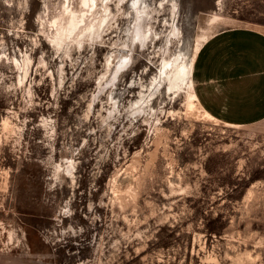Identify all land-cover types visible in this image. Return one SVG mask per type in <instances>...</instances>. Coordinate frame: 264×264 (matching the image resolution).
Segmentation results:
<instances>
[{"label":"rangeland","instance_id":"1","mask_svg":"<svg viewBox=\"0 0 264 264\" xmlns=\"http://www.w3.org/2000/svg\"><path fill=\"white\" fill-rule=\"evenodd\" d=\"M131 4L54 43L80 0H0V264H264V118L188 108L176 73L264 0Z\"/></svg>","mask_w":264,"mask_h":264},{"label":"crops","instance_id":"2","mask_svg":"<svg viewBox=\"0 0 264 264\" xmlns=\"http://www.w3.org/2000/svg\"><path fill=\"white\" fill-rule=\"evenodd\" d=\"M198 103L232 125L264 118V30L250 25L216 29L199 46L191 71Z\"/></svg>","mask_w":264,"mask_h":264},{"label":"bare ground","instance_id":"3","mask_svg":"<svg viewBox=\"0 0 264 264\" xmlns=\"http://www.w3.org/2000/svg\"><path fill=\"white\" fill-rule=\"evenodd\" d=\"M81 1V9L77 10L73 6L67 5L65 7V10L67 11V18L65 22H58L57 25V34L51 39L52 42L57 43L59 40V37L61 34H64L66 32L72 33V32H81L84 29L88 28L90 25H93V19L95 18V14L98 11V5L99 3H102V0H80ZM133 1V2H132ZM129 5H132L131 3H134V0H127ZM105 7H108L106 4ZM138 8H140V4L138 5ZM89 12V13H88ZM216 16V15H215ZM215 31H211L210 33L203 36L202 41H197L193 53L190 59V64L187 66V63L184 61L180 62V68L176 73L177 76H180L181 78H187V102H188V108L190 106L192 107L194 100L198 103L194 90L192 85V78H191V69L193 65V60L195 58V55L197 53V50L200 46V44L211 34ZM26 59V58H25ZM168 64L167 60H164L161 65V69L165 68ZM199 104V103H198ZM200 108L203 110V112L210 117L217 119L210 115L206 110H204L201 105L199 104Z\"/></svg>","mask_w":264,"mask_h":264}]
</instances>
